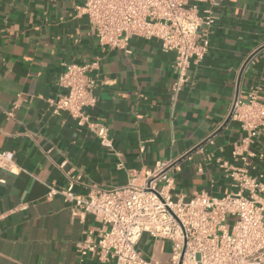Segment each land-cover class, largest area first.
I'll list each match as a JSON object with an SVG mask.
<instances>
[{"label":"crops","instance_id":"obj_1","mask_svg":"<svg viewBox=\"0 0 264 264\" xmlns=\"http://www.w3.org/2000/svg\"><path fill=\"white\" fill-rule=\"evenodd\" d=\"M82 3L0 0V150H12L21 168L0 169V264H115L79 253L86 235L98 240L101 223L90 213L73 217L62 196H48L49 186L67 187L74 176V191L85 195L93 184L124 186L132 171L144 175L177 159V192L223 196L231 179L220 162L244 164L234 155L244 132L233 119L225 124L232 103L253 90L264 102V0H221L208 52L192 63L175 101L174 53L137 36L130 54L102 47L77 9ZM92 61L97 103L89 112L108 127L112 147L49 103L62 91L65 62ZM250 150L249 171L264 181V132ZM148 237L140 242L144 255L161 258L165 242L149 247Z\"/></svg>","mask_w":264,"mask_h":264},{"label":"built area","instance_id":"obj_2","mask_svg":"<svg viewBox=\"0 0 264 264\" xmlns=\"http://www.w3.org/2000/svg\"><path fill=\"white\" fill-rule=\"evenodd\" d=\"M82 1L77 9L88 16L102 47L130 54V39L137 36L156 38L163 51L174 53V101L192 63L199 64L208 52V34L221 4V0ZM202 2L208 6L201 9ZM63 65L57 79L62 91L49 100L52 112H67L102 145L112 147L108 127L92 120L89 112L97 103L94 72L98 62ZM229 115L244 132L234 151L244 164L220 162L231 179V191L223 196L206 190L190 196L177 192V159L158 162L144 175L132 171L124 186L93 184L85 195L74 191V176L69 177L67 187L49 186L48 196H62L73 217L84 221L90 213L101 223L98 240L86 235L77 243L79 253L97 255L103 261L112 258L115 264H162L161 258H148L140 248L147 235L172 243L173 264H264V181L251 174L248 162L255 155L250 146L264 132V102L253 90L248 98H235ZM0 169L21 170L12 150H0Z\"/></svg>","mask_w":264,"mask_h":264},{"label":"rangeland","instance_id":"obj_3","mask_svg":"<svg viewBox=\"0 0 264 264\" xmlns=\"http://www.w3.org/2000/svg\"><path fill=\"white\" fill-rule=\"evenodd\" d=\"M148 239L150 240L149 241V247L150 246L152 247V245H153L152 241H153L154 238L148 237ZM143 243H147V241L143 240ZM146 255H150V254H146ZM172 255H173V253H172V243L169 242V241H165V245L163 246V252L161 253V262H162V264H173ZM148 257H150V256H148Z\"/></svg>","mask_w":264,"mask_h":264},{"label":"water","instance_id":"obj_4","mask_svg":"<svg viewBox=\"0 0 264 264\" xmlns=\"http://www.w3.org/2000/svg\"><path fill=\"white\" fill-rule=\"evenodd\" d=\"M231 119L230 115L229 117L227 118L225 124ZM207 140H205L204 142H202L201 144H199L198 146H196L191 152H193L194 150H196L197 148H199L200 146L204 145V143L206 142ZM190 152V153H191ZM189 154H186L184 157L188 156Z\"/></svg>","mask_w":264,"mask_h":264}]
</instances>
